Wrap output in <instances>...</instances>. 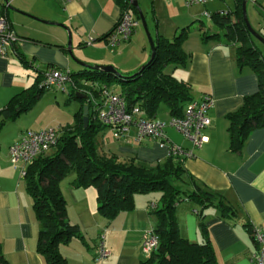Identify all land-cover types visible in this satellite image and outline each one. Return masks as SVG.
I'll use <instances>...</instances> for the list:
<instances>
[{
	"label": "crops",
	"instance_id": "obj_1",
	"mask_svg": "<svg viewBox=\"0 0 264 264\" xmlns=\"http://www.w3.org/2000/svg\"><path fill=\"white\" fill-rule=\"evenodd\" d=\"M138 3L153 39L157 36L172 39L183 27L189 29L182 42L186 64L168 65L165 70L190 85L192 98L209 94L212 106L208 112L211 124L204 131L207 141L194 150L192 157H182V164L197 184L222 194L224 201L236 207V215L225 219L214 207L203 209L195 201L182 200L175 209L179 233L188 240L201 241L203 235L198 214L202 212L219 264H252L250 254L255 246L251 229L258 227L264 231V127L253 129L240 148H233L226 116L242 104L245 95L257 91L258 80L249 66H237L234 43L203 40L201 30L210 28L196 26L201 17L212 20L203 14L205 10L212 13L233 11L235 0H209L205 4L188 6L184 0H138ZM120 13L121 8L114 0H0V15L9 20L19 38L15 48L28 62L20 59L16 52L0 55V110L14 94L33 83L37 70L43 71L48 65L73 73L80 70L83 67L80 62H84L113 65L122 73H133L149 57L147 35L138 19L139 24L127 41L118 46L108 45L106 36ZM69 38L70 50L77 62L69 55ZM89 39H92L91 44H88ZM59 90L65 92L67 102L69 85L65 90ZM43 95L36 104L41 102ZM50 102V108L61 112L55 95L54 101L51 98ZM36 104L0 128V249L6 264H46L36 249L39 222L33 211L32 198L19 169L10 162L9 146L26 129L73 125L75 113L80 108V102L76 100L66 107L71 109L68 113H72V118L69 114L67 118L43 119L39 114L27 123L17 121L33 112ZM158 111L154 118L169 120L167 108L165 117H159ZM165 132L167 142L185 148L191 146L174 127L166 126ZM96 138L102 152L116 154L122 161L133 157L134 161L155 163L170 155L167 145L157 140L136 141L133 129L120 133L102 126ZM73 178L71 172L60 181V188L66 201L67 218L77 225L82 237H73L59 245L66 263L139 264L145 260L142 237L155 227L156 217L149 202L158 204V194H135L131 210L121 211L108 220L98 213L95 187H76L71 183ZM178 185L192 188L185 182L179 181ZM100 235L104 236L110 255L97 261L95 255Z\"/></svg>",
	"mask_w": 264,
	"mask_h": 264
},
{
	"label": "trees",
	"instance_id": "obj_2",
	"mask_svg": "<svg viewBox=\"0 0 264 264\" xmlns=\"http://www.w3.org/2000/svg\"><path fill=\"white\" fill-rule=\"evenodd\" d=\"M122 10L139 19L137 10L128 0H114ZM242 1L235 0V9L210 12L213 29L201 30L203 40H214L222 44L236 45L237 66H249L257 76L258 89L245 95L242 104L227 114L228 132L233 148H240L248 134L255 128L264 127V56L256 44V38L248 30L242 14ZM201 21V20H200ZM200 29V28H199ZM189 33L183 27L172 39L154 38L155 55L134 73L103 71L83 66L70 73L76 80L97 84L92 89L98 98L103 89L112 84L119 85V92L126 99L128 107L139 105L149 118L157 115L160 104H164L170 116H182L185 104L192 100L191 87L174 77L165 69L168 65L186 64L187 56L182 42ZM16 54L28 63L18 50ZM34 81L14 94L0 110V128L28 112L46 89L42 84L43 71L37 70ZM76 89L70 88L68 100L80 102L73 125L62 126L52 154L40 155L27 165L23 178L27 192L32 198V207L39 222L36 249L43 255L46 264H67L59 245L73 237H82L78 227L67 218L66 201L60 188V181L74 173L72 185L93 186L97 191L98 213L110 220L121 211L134 207V196L138 193L156 192L157 207L151 209L156 217L154 233L158 238L157 248L139 264H219L213 244L199 212L201 241H191L179 233L175 219L176 205L189 199L203 209L214 207L219 216L231 219L236 207L224 201L222 194L197 184L185 171L182 158L169 155L162 162L143 163L133 157L122 161L116 154H105L98 146L96 134L101 129L95 117L97 104L92 97L78 98ZM89 105L87 126L83 123V106ZM188 183L192 188H181L178 182ZM0 264H6L0 249Z\"/></svg>",
	"mask_w": 264,
	"mask_h": 264
},
{
	"label": "built area",
	"instance_id": "obj_3",
	"mask_svg": "<svg viewBox=\"0 0 264 264\" xmlns=\"http://www.w3.org/2000/svg\"><path fill=\"white\" fill-rule=\"evenodd\" d=\"M69 2L72 0H61ZM209 0H184L188 6L191 4H205ZM205 16L210 17V12L205 10ZM139 24L130 10H122L119 18L114 24L110 33L106 36V42L110 46H118L127 41ZM19 38L11 29L10 22L5 15H0V55L6 56L9 52L15 53ZM92 39L88 40V44ZM41 84L48 90L63 89L66 85L77 91L91 96L96 102V120L106 126L115 129L120 133H125L130 129L134 130L136 141L144 139L157 140L161 144H166L169 154L177 157H192L194 150L200 148L207 141L205 129L211 124L208 114L212 106V99L209 94H204L199 99L188 101L183 109L182 116H170L168 121L146 116L144 110L137 104L128 107L126 99L117 91L103 89L98 98H94L92 89L97 84L86 81L74 80L69 71H63L54 65H48L43 72ZM166 126H172L179 131L184 138L189 141L190 147H183L174 142H167L165 132ZM62 131L61 125H50L41 129H26L9 146V159L14 167L19 169L23 176L25 169L34 159L45 154L55 143ZM150 209L157 207L154 201L149 202ZM251 236L254 242V250L250 254L252 264H264V231L258 227L251 229ZM158 238L151 229L146 231L142 237V250L149 256L158 246ZM110 255V250L106 247L104 236L100 235L97 242L95 259L102 261Z\"/></svg>",
	"mask_w": 264,
	"mask_h": 264
},
{
	"label": "rangeland",
	"instance_id": "obj_4",
	"mask_svg": "<svg viewBox=\"0 0 264 264\" xmlns=\"http://www.w3.org/2000/svg\"><path fill=\"white\" fill-rule=\"evenodd\" d=\"M246 16H247L248 22H249L250 26L252 27V29L259 34H262V36H264V0H247ZM201 21H203V23ZM201 21L198 20L196 22L197 24L195 23L196 26L204 25L206 28H210V29H213L215 27L213 24V20H211L212 21L211 22L208 20V18L201 17ZM195 28H197V27H195ZM255 42H256L257 46L259 47V49L261 50L262 55L264 56V44L260 41H257V40ZM147 51H149L148 59L145 62L141 63L137 67V69L135 71H133V73L136 72L139 67L144 65L150 59L151 47H150V43L148 40V36H147ZM69 55H70L71 60L73 62L78 61L77 57L74 55L72 50H71V53H69ZM118 71H120V70L118 69ZM34 72H35V70H34ZM119 89H120V87L116 83L109 86V90H119ZM43 94L44 95H43L41 102L39 104H36L37 108L35 107L33 112H30L27 115L21 116V118H19V120H17V121H21L22 123H27L39 114H42L41 116L43 119L48 118V117L50 118V117H59V116L62 118H64V117L67 118V117H69V114H70V117L72 118V116H71L72 113H68L69 110L71 112V109L70 108L67 109L66 107L68 105H73V102L76 100L70 99V100H67V102H66L65 92H63L59 89L46 90V91H44ZM54 95L57 98V100L60 102L61 112L55 108H50L48 106V104L50 105V103H51L50 102L51 98H53V101H54ZM47 97H50V98H47ZM40 111H41V113H40ZM158 115L161 118L166 116V108L164 107L163 104L159 108ZM54 151H55L54 148H50L46 152V154L47 155L52 154ZM154 193H156V192H154ZM181 203H182V201H181Z\"/></svg>",
	"mask_w": 264,
	"mask_h": 264
},
{
	"label": "water",
	"instance_id": "obj_5",
	"mask_svg": "<svg viewBox=\"0 0 264 264\" xmlns=\"http://www.w3.org/2000/svg\"><path fill=\"white\" fill-rule=\"evenodd\" d=\"M128 1L137 10V13H138V16H139V20H140L141 24L143 25V27L145 29L146 35L148 36V40H149L150 47H151V56H150L149 60H151L154 57V55H155L156 48H155L154 40H153L152 36L150 35L149 30L147 28V23H146L144 14H143L140 6H139L138 0H128ZM246 3H247V0H243L242 1V14H243L244 22H245L248 30L250 31V33L257 40H259L260 42H262L264 44V37L261 34L257 33L256 31H254L252 29V27L250 26L249 22H248V19H247V16H246ZM59 25L63 26L62 24H59ZM70 46H71V43H70V38H69L68 42H67V47H68L69 53L71 52ZM80 64L82 66H89L91 68L100 69V70H103V71H106V72L107 71L108 72L109 71L110 72L111 71H115V68L113 67V65H90V64H87V63H84V62H80ZM75 95L78 98H82L84 100H87V97H88L87 94H85L83 92H80V91H76ZM88 113H89V105L85 104L83 106V123H84V126H87V124H88V120H89Z\"/></svg>",
	"mask_w": 264,
	"mask_h": 264
}]
</instances>
